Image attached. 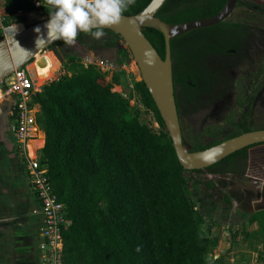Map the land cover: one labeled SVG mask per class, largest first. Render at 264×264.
<instances>
[{
	"label": "trees",
	"instance_id": "trees-1",
	"mask_svg": "<svg viewBox=\"0 0 264 264\" xmlns=\"http://www.w3.org/2000/svg\"><path fill=\"white\" fill-rule=\"evenodd\" d=\"M152 1L135 0L124 16L140 14ZM227 1L169 0L157 17L169 25L211 19L221 13ZM0 4L9 16L3 21L6 28L15 24L30 28L37 13L49 17L50 6L45 0H0ZM240 7L264 17L263 6L241 0ZM19 15L23 16L15 17ZM104 31L99 40L79 34L73 47L87 52L115 50L117 65L122 67L130 53L119 35ZM256 32L261 35L264 30L248 22L228 20L171 41L181 120L205 112L214 116L221 108L232 112L240 90L235 73L253 60ZM2 33L0 41L4 39ZM144 34L165 59L164 35L152 29ZM65 47L62 41L51 51ZM39 59L33 67L42 77L44 66ZM63 60L71 77L53 81L36 94L34 103L41 108L38 124L45 140L32 141L30 146L48 168L54 194L65 206L70 225L63 228L64 263L213 264L209 257L218 249L219 241L202 231L204 221L195 207L190 184L196 189L217 190L228 184L194 176H247L249 149L211 168L188 172L144 82L135 81L134 90L142 105L154 114L158 131L141 121L140 110L134 111L130 98L114 92L115 86L121 85L123 72L116 73L110 82L96 65L86 67L85 58L65 54ZM255 100L250 96L238 103L245 109L243 115L238 121L229 120L228 129L212 132L211 142L201 138L188 149L183 134L186 149L191 153L206 151L253 132L250 120Z\"/></svg>",
	"mask_w": 264,
	"mask_h": 264
},
{
	"label": "rangeland",
	"instance_id": "rangeland-1",
	"mask_svg": "<svg viewBox=\"0 0 264 264\" xmlns=\"http://www.w3.org/2000/svg\"><path fill=\"white\" fill-rule=\"evenodd\" d=\"M243 3L264 7V0H243ZM8 17L5 7L0 4V32H5L8 29L2 25ZM49 18L42 13H37L34 15L33 21L30 22V26L42 23ZM229 20L248 22L254 28L264 30V17L247 7L236 9ZM16 26H20V24L9 28ZM25 29L27 28L25 27ZM263 34L255 33L251 56L253 60L244 64L235 73L240 90L232 103V112L228 111L214 116L210 112H205L196 118L182 120V130L188 149L201 138L205 142H211L212 132L226 129L229 120L238 121L239 115H243L245 112L244 107L237 104L238 99L244 100L243 98L250 92L258 94L264 87ZM122 45L130 53L125 44L122 43ZM65 54L85 58L84 65L86 67L96 65L107 75L110 82L113 81L116 73L123 72L121 85L115 86L114 92L130 98L134 111L140 110L141 121L154 131L159 130L154 114L142 105L141 98L134 90V82L141 81V73L131 53L127 63L118 67L119 57L115 50L97 52L90 50L87 52L75 49L73 46H67L64 49L58 48L56 51L41 56L48 58L52 67L50 74L40 77L37 69L33 67L36 59L33 64L28 66L38 81L37 88L43 89L49 83L65 76L71 77L64 66ZM251 128L254 131L264 130L263 101L257 103ZM194 177L205 181H225L228 184L226 188L217 190H209L206 187L196 189L192 183L190 184L195 207L204 221L202 231L205 235L219 241V247L210 255L209 261L213 264H264V147L256 148L250 152V170L245 177L233 175L225 177L195 175ZM187 178L190 176L187 175ZM236 235L238 236L235 237Z\"/></svg>",
	"mask_w": 264,
	"mask_h": 264
},
{
	"label": "water",
	"instance_id": "water-1",
	"mask_svg": "<svg viewBox=\"0 0 264 264\" xmlns=\"http://www.w3.org/2000/svg\"><path fill=\"white\" fill-rule=\"evenodd\" d=\"M168 1L153 0L140 14L131 17L123 15L119 25L108 26L104 30L119 35L130 50L141 73V81L145 83L156 104L183 168L188 172L203 171L240 151L263 146L264 130L244 134L206 151L189 152L185 147L182 121L176 103L171 41L196 30L211 28L227 22L241 0H228L221 13L214 18L182 25H169L157 17ZM47 22L48 20L38 23L19 34L8 33L0 41V86L17 70L30 66L38 56L51 53V49L62 42L61 40L49 41L36 46L38 38H46L45 25ZM37 28L41 29L40 33L36 32ZM9 29L11 28L6 30ZM146 29L156 30L164 35L165 59L146 38L144 34Z\"/></svg>",
	"mask_w": 264,
	"mask_h": 264
},
{
	"label": "crops",
	"instance_id": "crops-1",
	"mask_svg": "<svg viewBox=\"0 0 264 264\" xmlns=\"http://www.w3.org/2000/svg\"><path fill=\"white\" fill-rule=\"evenodd\" d=\"M11 104L0 113V264H42L43 213L12 134Z\"/></svg>",
	"mask_w": 264,
	"mask_h": 264
},
{
	"label": "built area",
	"instance_id": "built-area-1",
	"mask_svg": "<svg viewBox=\"0 0 264 264\" xmlns=\"http://www.w3.org/2000/svg\"><path fill=\"white\" fill-rule=\"evenodd\" d=\"M20 26L25 30L24 25ZM37 83L29 67L17 70L8 77L0 86V113L1 106L11 101L12 134L43 213L44 227L40 245L44 255L42 264H65L63 228L70 225L65 219V206L58 202L54 194L48 168L42 165L37 152H33L30 146L32 141L45 140V134L38 124L41 108L34 103L36 94L42 89L37 88Z\"/></svg>",
	"mask_w": 264,
	"mask_h": 264
},
{
	"label": "clouds",
	"instance_id": "clouds-1",
	"mask_svg": "<svg viewBox=\"0 0 264 264\" xmlns=\"http://www.w3.org/2000/svg\"><path fill=\"white\" fill-rule=\"evenodd\" d=\"M45 3L50 6L47 10L50 18L45 25L46 38H38L37 47L56 40L73 46L80 33L99 40L105 35V27L121 23L135 0H45ZM40 31L36 29L37 33Z\"/></svg>",
	"mask_w": 264,
	"mask_h": 264
},
{
	"label": "flooded vegetation",
	"instance_id": "flooded-vegetation-1",
	"mask_svg": "<svg viewBox=\"0 0 264 264\" xmlns=\"http://www.w3.org/2000/svg\"><path fill=\"white\" fill-rule=\"evenodd\" d=\"M238 9V8H237ZM39 62L41 63V65L42 66H44L43 67V75H45V74H50V72H51V65H50V63H49V60H48V58L47 57H42L41 59H39ZM263 86H264V83H263ZM264 87L262 88V90L258 93V94H255V93H252V92H250L249 94H247L246 95V97L245 98H243L244 100H239L238 99V102H237V104L238 103H243V102H245L246 100H248L249 99V97L250 96H255V98H256V102H255V105H254V107H253V112H252V116H251V124H252V120H253V118H254V113H255V110H256V108H257V103L258 102H264ZM239 105V104H238ZM224 108H221V109H219V110H217L215 113V115H217V114H223L224 113ZM182 120H183V118H182ZM181 120V121H182ZM260 147H264V145L263 146H260ZM260 147H256V148H260ZM256 148H252V149H249V153L252 151V150H254V149H256Z\"/></svg>",
	"mask_w": 264,
	"mask_h": 264
},
{
	"label": "bare ground",
	"instance_id": "bare-ground-1",
	"mask_svg": "<svg viewBox=\"0 0 264 264\" xmlns=\"http://www.w3.org/2000/svg\"><path fill=\"white\" fill-rule=\"evenodd\" d=\"M25 30H24V28L22 27V26H16V27H13V28H11V29H9L8 31L7 30H5V32H3L2 34H3V36H4V38H5V36H7V34L8 33H22V32H24ZM44 55V54H43ZM42 55H40V56H38L37 58H36V60L39 58V57H41Z\"/></svg>",
	"mask_w": 264,
	"mask_h": 264
}]
</instances>
